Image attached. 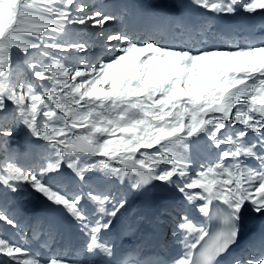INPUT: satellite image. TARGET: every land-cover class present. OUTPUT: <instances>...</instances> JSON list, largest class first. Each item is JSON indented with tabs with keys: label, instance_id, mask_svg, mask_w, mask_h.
<instances>
[{
	"label": "snow or ice",
	"instance_id": "snow-or-ice-1",
	"mask_svg": "<svg viewBox=\"0 0 264 264\" xmlns=\"http://www.w3.org/2000/svg\"><path fill=\"white\" fill-rule=\"evenodd\" d=\"M191 3L216 15H234L237 6L249 14L264 12V0ZM116 19L77 0H0V113L18 114L31 135L55 153V160L38 174L18 166L8 155L13 132L0 123V187L17 192L21 183L29 184L62 206L87 237L70 257H42L0 237V256L8 258L0 264H97L93 257L98 254L112 257L113 249L100 233L111 227V218L126 202L117 201L108 210L110 196L89 192L87 199L102 214L93 222L80 205L82 196L69 197L54 190L44 183L45 173L57 172L66 164L79 174L85 170L79 167L82 156L101 157L103 170L120 179L131 174L137 189L153 181L173 185L174 177L188 176L189 162L180 150L200 134L220 153L215 162L201 166L194 178L176 186L189 203L203 201L198 211L209 221H218V227L210 231L184 216L176 227L186 233V251L171 264H219V257L239 240L242 213L251 210L264 215V39L247 46L232 42L224 48L194 52L155 40L138 42L117 31L104 36L105 47L114 55L87 69L62 63L40 50L84 52L86 44L64 39L68 26L106 31L105 26ZM13 49L24 54L23 63L32 76L48 83L36 86L24 79ZM31 49L38 54L32 56ZM41 116L47 118L42 126L38 123ZM153 148L155 153L147 151ZM160 164L171 167L160 169ZM195 189L200 191H188ZM214 201L219 203L213 208ZM0 223L18 227L5 212H0ZM119 264L167 262L134 250ZM232 264H264V229L259 255L236 257Z\"/></svg>",
	"mask_w": 264,
	"mask_h": 264
},
{
	"label": "bare ground",
	"instance_id": "bare-ground-1",
	"mask_svg": "<svg viewBox=\"0 0 264 264\" xmlns=\"http://www.w3.org/2000/svg\"><path fill=\"white\" fill-rule=\"evenodd\" d=\"M82 1L115 15L117 19L105 26L106 31L80 25L68 26V36L64 39L84 43L87 50L80 52L69 48L62 51L64 53L57 58L62 63L81 69L98 65L99 61H107L114 55L113 51L105 47L104 36L117 31H123L138 42L155 40L166 46L192 49L194 52L224 48L232 42L247 46L264 39V12L249 14L239 10V6L234 15H216L194 6L191 0H153V3L148 0H124V4L120 0ZM92 31H97L98 34H92ZM44 49L47 51L48 48ZM12 52L15 60L20 61L24 79L36 86L48 83L39 81L31 75V71L23 63V55L18 50L13 49ZM51 54L54 55L53 52ZM38 90L43 91L40 88ZM34 141L18 142L16 151L8 155L13 163L38 174L42 166L55 160V153L46 142L38 138ZM186 143L188 147L180 151L189 162L188 176L174 177L176 184L179 185L194 178L201 166L215 162L221 150L213 147L211 140L203 134L192 137ZM223 147L225 146L222 145L221 148ZM147 151L155 153L157 149ZM2 158L3 154H0V159ZM101 159L103 158L82 156L79 165L85 169L82 173L78 174L63 164L59 171L47 172L43 176L44 183L54 190L69 197L81 195L80 205L93 222L101 219L102 214L95 211L98 206L87 199L89 192L110 196L111 202L105 206L108 210H111L117 201L126 202L117 216L111 218L113 219L111 227L100 233L101 240L113 249L114 255L105 258L98 254L93 257L97 263L119 264L127 251L135 250L142 256L149 254L158 258L163 257L171 264L173 259L182 256L186 251L183 239L186 233L176 227L184 216L200 227H211L207 217L198 211V205L203 201L189 203L179 192L176 184L166 185L153 181L137 189L133 186L134 176L129 174L126 178L120 179L107 173L99 164ZM170 167L165 164L158 165L160 169ZM21 184L26 186V190H23L26 193L20 190L11 192L7 189L6 194H0V212H5L18 224L17 228H12L0 223V235H4V238L22 248L38 252L42 257L55 255V250L56 255L62 253L65 256H72L87 239L80 230L79 223L62 206L51 203L42 194L35 192L29 184ZM246 208L250 209V206L246 205ZM262 229L264 215L251 210L242 213L239 239L247 241L238 250L239 257L259 255ZM7 259L0 256V260Z\"/></svg>",
	"mask_w": 264,
	"mask_h": 264
},
{
	"label": "rangeland",
	"instance_id": "rangeland-1",
	"mask_svg": "<svg viewBox=\"0 0 264 264\" xmlns=\"http://www.w3.org/2000/svg\"><path fill=\"white\" fill-rule=\"evenodd\" d=\"M120 1L123 4L125 3L124 0H120ZM148 1L153 3V0H148ZM78 3H83V1L81 0ZM90 10H94V9H90ZM92 34L97 35L98 32L97 31H92ZM40 50L44 51L45 49L42 48ZM45 52H47V53H52L53 52L54 56H56V57L57 56L59 57V55L64 53L62 51H55L54 52L53 49H47V51L45 50ZM20 53H21V55H23V60H24V54L22 52H20ZM30 53H31L32 56H35V55L38 54L37 50H32V49L30 50ZM13 59L15 60L14 54H13ZM19 67H20L21 72H22V68H21L20 65H19ZM61 95H63V94H61ZM47 103L51 104L48 101H47ZM9 108H11L10 104H9ZM46 119L47 118L42 117V116L38 117V123L42 126ZM0 123H5L6 126L11 128V130L13 132L12 137L8 138L9 153H14L16 151V149H17L16 146H17L18 142L21 143V142H24V141H27V140H33L34 141L35 139H37L36 137L31 135V133L29 132L27 127L21 122V118L18 116V114H14L12 111H9L7 113H0ZM57 123H59V121H57ZM79 130L84 131L83 129H79ZM61 139H63V138L61 137ZM18 187H19L20 191H22L23 193H26V192H24L26 190L25 189L26 186H22V184H20ZM6 192H7L6 188L0 187V194L4 195V194H6ZM0 237H4V235H0ZM64 252H65V250H64ZM56 253H57V250L54 251L55 255H56ZM59 255H62V253H60Z\"/></svg>",
	"mask_w": 264,
	"mask_h": 264
}]
</instances>
